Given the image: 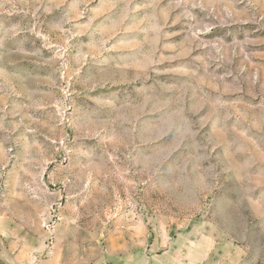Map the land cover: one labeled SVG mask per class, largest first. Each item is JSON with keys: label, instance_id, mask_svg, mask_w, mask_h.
Returning <instances> with one entry per match:
<instances>
[{"label": "rangeland", "instance_id": "374dc122", "mask_svg": "<svg viewBox=\"0 0 264 264\" xmlns=\"http://www.w3.org/2000/svg\"><path fill=\"white\" fill-rule=\"evenodd\" d=\"M0 264H264V0H0Z\"/></svg>", "mask_w": 264, "mask_h": 264}]
</instances>
